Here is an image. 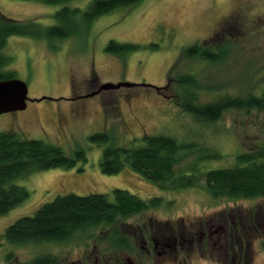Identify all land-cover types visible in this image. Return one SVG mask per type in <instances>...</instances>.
Masks as SVG:
<instances>
[{
	"label": "rangeland",
	"instance_id": "rangeland-1",
	"mask_svg": "<svg viewBox=\"0 0 264 264\" xmlns=\"http://www.w3.org/2000/svg\"><path fill=\"white\" fill-rule=\"evenodd\" d=\"M91 1L0 0V20L35 23L34 30H45L57 24L54 15L63 7L84 10ZM80 32L51 43L13 36L1 51V71L25 82L32 101L25 110L0 114V133L16 132L83 158L70 169L35 172L14 182L29 194L0 216V264H37L47 256L54 258L51 264H229L232 259L230 264H244L246 250L251 264H264V199H213L203 182L164 191L129 167L116 175L100 169L106 147L135 148L145 136H167L222 156L198 165V152H183L177 174L230 168L239 154L264 149V111L228 110L215 123H198L175 103L176 80L183 75L197 83L201 103L264 97V0H143L97 18ZM110 41L138 48L116 56L106 51ZM195 44L219 48L226 59L218 64L186 59L185 49ZM119 83L136 86L89 96L104 84ZM102 135L107 140L93 139ZM115 189L163 200V207L126 221L134 229L145 227V237L121 225L122 233L132 235V253L114 251L100 230L63 243L17 247L2 239L15 221L33 216L57 196L101 194L112 200ZM254 218L262 228L251 225ZM220 228L239 244L224 242L217 235ZM157 242L167 245L157 247Z\"/></svg>",
	"mask_w": 264,
	"mask_h": 264
},
{
	"label": "trees",
	"instance_id": "trees-1",
	"mask_svg": "<svg viewBox=\"0 0 264 264\" xmlns=\"http://www.w3.org/2000/svg\"><path fill=\"white\" fill-rule=\"evenodd\" d=\"M24 1L57 5L72 0ZM142 1L93 0L84 10L63 7L54 15L57 24L45 30H34L35 23L18 22L2 16L0 20V58L5 42L10 37H31L49 43L65 40L80 35L81 28L89 27L97 18L118 8L134 7ZM137 48L132 44L110 41L106 51L116 56H123ZM226 56L227 52L223 53L219 48L215 50L213 47L200 44H195L184 51L186 59L197 58L211 64L223 62ZM7 79H13V76L2 72L0 80ZM176 82L179 90V95L175 99L176 105L183 112L190 114L198 123H215L228 110L258 109L264 111L263 96L225 97L214 102L201 103L197 95L200 88L192 77L183 75L178 77ZM97 138L105 141L108 137L102 135L93 139ZM143 141L142 146L135 148L106 147L100 160L101 172L104 175H116L125 167H129L164 191L193 188L203 182V188L213 199H264V149L239 154L236 157V164L230 168L214 170L192 168L191 174H177L176 166L185 155L183 152L186 154L198 152L196 161L198 165L222 156L207 148L198 151L190 144H180L163 135L145 136ZM80 158H83L82 153H77L76 158H72L56 145L41 140L27 139L16 132L0 133V216H5L28 198L27 190L14 183L17 179H24L40 171L56 168L70 169ZM163 205L161 198L143 200L121 189L113 191L112 200L101 194L60 195L52 202L40 207L33 216L22 217L15 221L4 231L2 239L9 245L17 247L28 244L63 243L78 236L91 237L92 231L100 230L107 234L106 241L114 248V251L132 253L134 249L132 235L122 233L121 225V228L126 227L128 228L126 230L130 229L134 232L133 235H140L143 238L145 236H142L141 232L146 233L147 229L145 227L134 229L131 225L127 226L126 221L134 216L163 207ZM251 225L257 228L256 230L259 227L262 228L256 223V218ZM220 229L217 235L225 237L224 242H227L229 246L239 244V241H236L229 232L225 234L223 228ZM159 245L166 246L167 244L157 242L156 246ZM261 247L264 251V240L261 242ZM243 258L244 264L252 263L249 250L244 252ZM52 262L54 258L49 256L36 260L37 264H51Z\"/></svg>",
	"mask_w": 264,
	"mask_h": 264
},
{
	"label": "water",
	"instance_id": "water-1",
	"mask_svg": "<svg viewBox=\"0 0 264 264\" xmlns=\"http://www.w3.org/2000/svg\"><path fill=\"white\" fill-rule=\"evenodd\" d=\"M135 86L136 84L130 83L104 84L97 92L91 93L89 96H94L101 91L133 88ZM41 100L52 99L43 98ZM30 101L32 100L28 98V87L25 82L18 79L0 80V114L25 110Z\"/></svg>",
	"mask_w": 264,
	"mask_h": 264
},
{
	"label": "flooded vegetation",
	"instance_id": "flooded-vegetation-1",
	"mask_svg": "<svg viewBox=\"0 0 264 264\" xmlns=\"http://www.w3.org/2000/svg\"><path fill=\"white\" fill-rule=\"evenodd\" d=\"M1 73H2V71H1V69H0V75H1ZM224 231H225V234H226V233H227V230L224 229ZM209 236H210V234H209Z\"/></svg>",
	"mask_w": 264,
	"mask_h": 264
}]
</instances>
